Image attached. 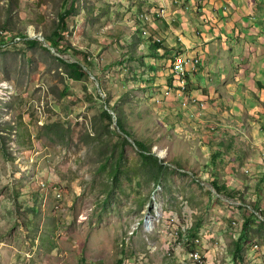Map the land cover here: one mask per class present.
I'll use <instances>...</instances> for the list:
<instances>
[{
  "label": "rangeland",
  "instance_id": "obj_1",
  "mask_svg": "<svg viewBox=\"0 0 264 264\" xmlns=\"http://www.w3.org/2000/svg\"><path fill=\"white\" fill-rule=\"evenodd\" d=\"M71 2L0 0V26L9 16L14 36L45 37L0 46V264H240L246 220L243 264H264V116L232 114L226 100L185 107L170 66L186 47L161 54L142 37L152 30L139 16L151 21L161 0ZM191 5L162 6L167 19L184 10L172 24L155 20L162 48L206 30ZM68 10L62 51L51 49L46 38ZM66 62L87 75L73 79ZM137 141L165 162L161 175L140 161ZM120 148L114 185L109 164Z\"/></svg>",
  "mask_w": 264,
  "mask_h": 264
},
{
  "label": "crops",
  "instance_id": "obj_2",
  "mask_svg": "<svg viewBox=\"0 0 264 264\" xmlns=\"http://www.w3.org/2000/svg\"><path fill=\"white\" fill-rule=\"evenodd\" d=\"M192 1L198 6L193 18L198 19L197 23L204 24L206 30L193 31L191 28L190 39L179 36L178 40L185 43L186 51L200 54L205 61L198 75L191 78L194 95L209 103L213 99V104L217 106H225L221 100H226L231 104L228 106L231 113L236 115L246 108L254 109L255 122H259L260 118L263 121L264 14L261 12L264 11V3L254 7L248 6L251 0H185L180 5L173 4L172 0L169 4L161 0L155 6H192ZM173 12L176 21V13H183L184 10L173 9ZM194 33L197 35L195 39L192 38ZM217 58L218 61L214 62ZM213 71L218 79L215 84L209 79ZM239 85H243L241 91ZM255 85L257 88L252 90ZM251 102H254L253 107H249Z\"/></svg>",
  "mask_w": 264,
  "mask_h": 264
},
{
  "label": "trees",
  "instance_id": "obj_3",
  "mask_svg": "<svg viewBox=\"0 0 264 264\" xmlns=\"http://www.w3.org/2000/svg\"><path fill=\"white\" fill-rule=\"evenodd\" d=\"M73 1L74 0H72V2H71V7L73 6ZM70 11L69 10L65 11L61 15H59V21H58L56 27L52 31L51 35L46 38V40L50 44V46L55 48L58 51H62V49L59 48V44H60V41L64 37L63 33H65L68 29L67 28L68 24L66 22V19L70 15ZM10 22H11V18L8 16V19L5 21L4 25L0 26V46L6 45L10 41H12L15 37H19L20 39H24L26 37V32H22V33L18 32L17 35H15V36L13 34H11V32H10L11 30L9 29ZM148 40L151 43L150 48H152L154 51H157L158 49L162 48V46L159 42H156L155 40H153L152 35L148 36ZM27 41L29 43H32V44L38 43V41H36V40L28 39ZM162 49H164V53H167V54L173 51L172 49H169V48H162ZM65 64L69 68V70H71V77L73 79H81L82 77L87 75V71H86L85 67L82 64H80L79 62H66ZM86 67L90 70V68L88 66H86ZM170 84H171V82H170ZM107 105L109 107H111L108 102H107ZM102 116L105 119H107L110 123H112V115L107 110H103ZM117 125L120 128V130H122L124 133L128 134L126 132V130L124 129V126H123V124L119 118H117ZM136 144L141 148V151L139 152V157L141 158L140 161H142L144 166H146L147 168H153L156 171V173L157 174L160 173V175L165 171V168H168L164 164L165 162L162 161L158 156H154V153L150 152L151 150L149 148H147L142 142L137 141ZM114 146L118 147L120 145L114 144ZM212 158H214V156H212ZM112 159H114V162L111 163V161H110V164H109V168H111L109 171V179L111 181L113 180V184L115 185V182L117 181V178H118V173H120L121 161L124 159L123 149L120 150V152L118 153V155L116 157H115V155L112 156ZM154 176L156 177L155 174H154ZM212 185L218 192L219 191L221 192L223 190V188H221L216 181H212ZM250 214L252 215V217L254 219H256V217L253 213H250ZM249 224H251V220L250 221L249 220L244 221V223L242 225L243 228H242L241 237L235 243L234 256L239 257V260H240L239 263L240 264L244 263V261H243L244 258L242 256V254L240 255V253L242 252V247H241L240 241H241L243 235L245 234V231L247 230V226ZM193 234H195V233H193ZM234 264H236V262H234Z\"/></svg>",
  "mask_w": 264,
  "mask_h": 264
},
{
  "label": "clouds",
  "instance_id": "obj_4",
  "mask_svg": "<svg viewBox=\"0 0 264 264\" xmlns=\"http://www.w3.org/2000/svg\"><path fill=\"white\" fill-rule=\"evenodd\" d=\"M172 2L174 4L180 3L178 0H172ZM162 8L163 7L160 6L159 10L151 9V15H153V19L151 21H150V14H146V15L142 14L139 16L140 20L142 19L143 23H148V25H149L148 27H150L152 30V32H150L148 29L146 30L144 27L141 28L142 37H144L145 39H148V36L152 35L153 40L161 43V38L158 36L159 33L157 31H155V26L157 25V23H155V20H157L158 18H161V19L165 20L166 22H168L169 24H170V22L172 24L175 21L174 20L175 19L174 18V12H169L170 16L167 19L166 18L168 16L167 11L169 9L165 10ZM224 8L226 10V7H224ZM170 29L173 30L172 25L170 26ZM155 32H157V33H155ZM155 34H158V35H155ZM179 36L177 37L175 42H171V45L170 46L168 45L166 47H169V49H172L174 51L177 48H172L173 46H177L178 44H182L183 45L182 48L184 49L185 43H183V41H181V40H178ZM15 39H20V38L15 37ZM24 39L39 40V41L45 42V37L42 36L41 33H37L35 31V29L33 31L27 29L26 37ZM228 41H230V40L228 39ZM166 47H164V48H166ZM50 48L52 49L53 47H50ZM157 51H159L161 54H163L164 49L160 48ZM173 53H175V54H173V63L170 66L171 67L170 76H171L172 89L174 88L175 91L177 92L178 97H180V99H183V103H184L185 107H188L190 105V106H193L192 108H195L196 106H199V107L202 106L204 109L209 108V106H210L209 101H207L206 99L204 100V99L200 98L199 96H195L194 90L191 86L192 76L196 75L198 72H200L203 65L205 66L204 59L200 56V54H195V53L191 54L186 50L185 51L183 50L182 53H179V52H177V53L173 52ZM195 60H198V62H195ZM177 64H182L183 69L177 70L176 69ZM42 186H44V183H42ZM252 209H254V208H252ZM254 211H255V213L250 210V212L253 213L256 218L260 219L261 212L259 210H254ZM197 240L199 241L200 239H196V243H198ZM195 253H197V252H195ZM195 253H193L192 255H194ZM200 261L202 262L201 258H200Z\"/></svg>",
  "mask_w": 264,
  "mask_h": 264
},
{
  "label": "bare ground",
  "instance_id": "obj_5",
  "mask_svg": "<svg viewBox=\"0 0 264 264\" xmlns=\"http://www.w3.org/2000/svg\"><path fill=\"white\" fill-rule=\"evenodd\" d=\"M195 62H198V60H195ZM180 67V68H179ZM176 69L177 70H182L183 68H182V64H177L176 65ZM196 254V253H195ZM198 255V254H197ZM198 261H200V259H198ZM201 262V261H200Z\"/></svg>",
  "mask_w": 264,
  "mask_h": 264
},
{
  "label": "water",
  "instance_id": "obj_6",
  "mask_svg": "<svg viewBox=\"0 0 264 264\" xmlns=\"http://www.w3.org/2000/svg\"><path fill=\"white\" fill-rule=\"evenodd\" d=\"M107 110H108V109H107ZM108 111H109V110H108ZM109 112H110V111H109ZM110 113L112 114V116H113V118H114V114H113V112L111 111Z\"/></svg>",
  "mask_w": 264,
  "mask_h": 264
},
{
  "label": "built area",
  "instance_id": "obj_7",
  "mask_svg": "<svg viewBox=\"0 0 264 264\" xmlns=\"http://www.w3.org/2000/svg\"><path fill=\"white\" fill-rule=\"evenodd\" d=\"M180 68V67H179Z\"/></svg>",
  "mask_w": 264,
  "mask_h": 264
}]
</instances>
